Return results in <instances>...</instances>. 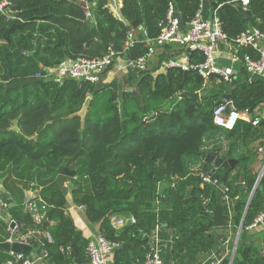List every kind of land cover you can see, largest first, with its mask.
Wrapping results in <instances>:
<instances>
[{
  "label": "trees",
  "instance_id": "trees-1",
  "mask_svg": "<svg viewBox=\"0 0 264 264\" xmlns=\"http://www.w3.org/2000/svg\"><path fill=\"white\" fill-rule=\"evenodd\" d=\"M5 1V13L0 12V186L12 204L2 211L19 225L21 234L34 227L49 232L52 242L28 239L34 246L44 241L46 264H89L88 239L68 213V193L71 203L83 207L85 220L99 223V234L116 243L112 264H142L151 244L141 233L150 234L156 225L170 240L166 261L200 264L221 257L218 264H264V232L245 230L264 210V173L258 180L253 165L264 142V120L253 126L239 119L231 130L212 121L215 102L223 94L231 95L237 111L258 107L264 97L262 77L249 76L243 68L230 83L216 75L205 81L193 71L176 68L156 74L128 70L127 81L135 86L128 91L116 79L104 82L106 71L95 84L70 77L57 83L50 74L65 59L101 57L109 47L121 51L127 31L139 25L155 36L168 2L185 28L197 0H118L116 11L111 0H87L95 2L92 21L86 19L80 0ZM219 4L217 16L229 39L248 27L264 33V0H250L249 19L242 17L235 0H206L211 9ZM144 51L145 46L137 44L125 56L138 57ZM182 51L166 44L156 57L162 63ZM245 52L253 54L249 47L240 49V55ZM190 54L194 61L203 58L199 52ZM182 92L202 95L194 100ZM88 96L82 120L75 114ZM13 121L17 131L10 129ZM220 136L227 146L222 157L237 160L227 174L226 191L219 184H201L190 168L197 163L201 171L211 168L201 155L220 151L221 145L214 143ZM205 142L211 149H201ZM63 166L76 169L75 177L62 175ZM222 173L217 167L219 180ZM29 181L51 205L37 226L23 204ZM172 190L177 193L174 201ZM128 215L136 222L110 226L111 216ZM6 226L0 216V243L9 236ZM8 259L9 252L0 247V264Z\"/></svg>",
  "mask_w": 264,
  "mask_h": 264
},
{
  "label": "built area",
  "instance_id": "built-area-1",
  "mask_svg": "<svg viewBox=\"0 0 264 264\" xmlns=\"http://www.w3.org/2000/svg\"><path fill=\"white\" fill-rule=\"evenodd\" d=\"M84 9L87 20L92 21L91 8L95 6V2L80 0ZM206 0H197L198 6L192 18L182 28L179 19L175 14L172 2L167 3L164 23L159 32L155 36H150L143 25L132 28L127 31L121 51H115L111 47L101 57L87 58L78 56L74 59H65L50 69L53 80L60 83L64 78H73L79 82H88L91 84L98 83L102 79V73L114 69L120 72L128 70L145 71L148 69L149 61L156 56L161 48L166 44L175 45L176 48L183 51L169 57L161 63V71L169 68H176L182 71H193L201 76L205 81L212 75H216L225 83H230L236 77L238 71L234 65L240 64L241 68L249 76L264 75V33L256 27H248L240 32L236 37L229 39L222 30L221 22L217 16L216 8L211 9L209 16H203V6ZM242 9H247L250 0H235ZM118 0H111V7L117 10ZM5 0L0 1V12L5 13ZM137 44H143L145 51L138 57H126L125 51L133 48ZM249 47L253 50V54L243 53L240 55V49ZM199 52L202 55L201 61H194L190 53ZM192 58V59H191ZM219 59L228 60L230 65H222ZM226 103L220 102L212 110L213 124L225 130H231L239 119L250 122L253 126L257 125L261 119H264V106L255 107L252 112L248 109L237 111L233 109L226 113ZM222 140L221 150L218 155L222 157L227 151L226 140L223 136L218 137ZM204 149L205 147L202 146ZM201 148V149H202ZM211 149L207 147V149ZM259 155L263 156L261 166L257 171L259 179L264 173V142L257 148ZM201 165H191V169L196 171L202 183L220 184V180L216 176L215 165L207 171H201ZM257 183V181H256ZM254 184V186L256 185ZM253 186V188H254ZM252 188V189H253ZM40 187L33 181L27 183V187L23 189L24 209L31 214L35 225L41 223L45 218L49 205L39 194ZM223 190H227L224 185ZM0 192V210H4L9 204L2 198ZM226 199V196H225ZM78 209H82L81 205H75ZM136 218L133 215L128 216H111L110 226L114 229L120 228L126 224H133ZM6 229L9 233L5 241H18L22 243H30L28 239L35 237L43 238L47 242H52L49 232L45 229L31 228L25 234L19 232V225L9 216L6 218ZM159 226L151 231L150 234L142 232V237H147L150 242V248L145 255L142 264H176L169 260L166 261L162 256V250L159 243ZM248 232L263 231L264 232V210L260 211L253 220L245 226ZM44 241L39 242V246L44 248ZM116 247V243L111 242L105 236L96 234L89 238L85 247V255L89 264H108L112 252ZM45 251V248H44ZM232 249L230 250L231 254ZM262 252L264 254V241L262 244ZM11 259L6 264H38L41 258H31L22 253H12ZM221 257H213L206 259L200 264H218Z\"/></svg>",
  "mask_w": 264,
  "mask_h": 264
},
{
  "label": "water",
  "instance_id": "water-1",
  "mask_svg": "<svg viewBox=\"0 0 264 264\" xmlns=\"http://www.w3.org/2000/svg\"><path fill=\"white\" fill-rule=\"evenodd\" d=\"M238 10H239V12L241 13V15H242V17L244 19H249L250 11L248 9H242L241 7H238ZM58 44L59 45L61 44V39L60 38L58 39ZM23 48H24V51H25V47H23ZM42 73L46 74V71H43ZM181 94L184 95V96H188V97H190V98H192L194 100H199L200 96L202 95L201 92H182ZM90 101H91V97L90 96L86 97V99L83 102L80 110L78 112H76V114H75L76 116L80 117L82 120L84 119V117H85V115H86V113L88 111V108H89V105H90ZM220 102L226 103V111H225L226 113H229L230 111H232L234 109L230 94H223L220 98H218L216 100L215 103L217 104V103H220ZM258 104H263V106H264V97H262L258 101ZM255 106L256 105H252L248 109V111L252 112V110L255 108ZM153 114L154 113H151V115H153ZM10 129L14 130V131H17L18 127H17V122L16 121H13V125L10 127ZM33 138H35V136H33ZM218 153H219V150L216 148V149H214L213 151H211L209 153L202 154L201 157H202V159H203V161L205 163L215 165L216 167L220 168L223 171L221 179H220V184H219L220 189H223L224 185H225V180H226L227 174H228V172L231 169L234 168L235 164L237 163V160L234 159V158L224 159L223 157H220L218 155ZM262 160L263 159H261V161ZM60 172H61L62 175L66 176V177L73 178V177H75L76 169H69L68 167L63 166L60 169ZM2 181L3 180L0 179V184L2 183ZM256 185H257V183H256ZM256 185L250 191L248 202L251 199V197H252V195H253V193L255 191ZM67 186H68V188H71L72 184L70 182H68ZM259 188H261V187H259ZM0 192L2 193V195L5 198L6 202L8 204H12V199L10 197V194L7 191L4 190L2 185L0 186ZM176 197H177L176 191L172 190L171 191L170 201H174L176 199ZM246 210H247V206H246V208L244 210V214H245ZM165 225L166 224H164V226ZM240 231H241V224H240V226H239V228L237 230V233L235 235V238H234L232 251H231V254H230L231 258L234 255V252H235V249H236V246H237V243H238V238H239V235H240ZM0 247L4 248L7 251H11L13 253H22L24 255H28V257L31 258L30 252H31L32 246L29 243H22V242H18V241H13V242L4 241V242L0 243ZM36 253L38 255L42 256L44 254V248L42 246H39L37 248V250H36ZM130 254H131V252H130Z\"/></svg>",
  "mask_w": 264,
  "mask_h": 264
},
{
  "label": "crops",
  "instance_id": "crops-1",
  "mask_svg": "<svg viewBox=\"0 0 264 264\" xmlns=\"http://www.w3.org/2000/svg\"><path fill=\"white\" fill-rule=\"evenodd\" d=\"M211 11V8L210 6H206V1L204 2V6H203V16L204 17H208L209 16V13ZM205 12H206V15H205ZM156 56H154L148 63V69L156 74L158 72H162L161 71V63L158 61L156 64H155V61L153 60ZM158 60V58H157ZM220 62V64L222 65H225L224 62L225 61H228L227 59L224 60V59H219L218 60ZM228 66V65H226ZM235 69L237 71H239V69L241 68L240 64H236L234 65ZM112 72H117V71H114V69H111V70H108L106 73H105V80L104 82H109L107 81V76H110ZM120 72V71H119ZM125 73V76L126 78H128V75L130 73L127 72H123ZM264 79V75L263 76H260ZM112 80V79H111ZM110 80V81H111ZM263 105V104H260V106ZM207 143V142H205ZM203 147H205L204 149H207V145L204 144ZM208 147H210V145H208ZM203 149V148H202ZM210 149V148H209ZM211 152V151H210ZM209 153V152H208ZM204 154V153H203ZM263 158L262 155H259L258 156V161H259V165L261 164V159ZM198 165H200V163H197ZM193 165H196V164H193ZM67 198H68V201H69V204H68V213L69 215L71 216L73 222H74V225L76 226V229L81 231L83 236L86 238V239H89L91 237H93L94 235L96 234H99V223H89L85 220L84 216H83V212H82V209H78L77 207H75V204L71 203L70 202V194L67 195ZM0 216L4 217V218H7L8 215L5 213V211H1L0 210ZM7 231V229H6ZM8 232V231H7ZM7 239V238H6ZM159 243H160V247H161V250H162V256L164 259H166L167 257V253H168V249H169V246H170V240H169V237L167 235V231L166 230H159ZM31 246H32V249H31V252H30V255L33 257V258H41L39 259L38 261V264H46V260L44 259L45 256H46V251H44V254L42 256L38 255L36 253V250L37 248L39 247V245H36L34 246L33 244L29 243ZM7 251V250H6ZM9 252V255H10V258L11 257V251H8ZM13 253V252H12ZM208 259V258H207ZM9 260V259H8ZM206 260V259H205ZM203 260V261H205ZM7 261V260H6ZM5 261V263H6ZM202 261V262H203ZM108 264H112V259L110 257L109 259V262Z\"/></svg>",
  "mask_w": 264,
  "mask_h": 264
},
{
  "label": "rangeland",
  "instance_id": "rangeland-1",
  "mask_svg": "<svg viewBox=\"0 0 264 264\" xmlns=\"http://www.w3.org/2000/svg\"><path fill=\"white\" fill-rule=\"evenodd\" d=\"M153 60L155 61V64L158 62L157 57H155ZM224 64H225V65H230L229 61H225ZM114 71H116V70H114ZM106 79H107V81H110L111 79H116V80H118L119 83H120L125 89H127L128 91H132V90H134V88H135V86H134L133 84H131V83H129V82L127 81V78H126V76H125V73H123V72H119V71H117V72H112L111 75H110V76H107ZM216 142H218L219 145H221V144L223 143L222 140L214 141V143H216ZM205 144H206L207 147H208V144H210V143H205ZM253 165H254L255 170H258V169L260 168V166H261V164L259 165V161H258V160H257V162H255ZM68 182H70V181H69V180L66 181V183H68ZM68 194H69V193H68ZM68 194H67V195H68ZM251 233H254V232H251ZM242 237H244V235H243Z\"/></svg>",
  "mask_w": 264,
  "mask_h": 264
}]
</instances>
